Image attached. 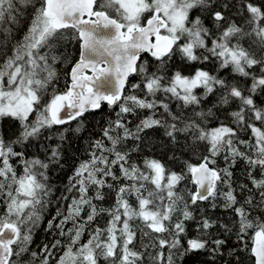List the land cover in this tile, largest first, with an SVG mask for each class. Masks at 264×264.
<instances>
[{"label":"snow or ice","instance_id":"obj_1","mask_svg":"<svg viewBox=\"0 0 264 264\" xmlns=\"http://www.w3.org/2000/svg\"><path fill=\"white\" fill-rule=\"evenodd\" d=\"M64 42L77 44L74 61L55 54ZM0 56V122L18 124L11 138L0 130V264H217L227 244L214 238L217 226L235 236L224 264H264V3L0 0ZM61 62L70 65L63 90ZM105 105L115 119L55 196L48 171L63 167L61 146L47 162L16 149L73 121L58 138L79 136L86 114ZM141 111L148 114L130 128L128 117ZM152 129L174 145L183 139L198 163L173 171L154 158L133 161L140 147L127 141ZM240 164L242 182L234 179ZM109 194L110 206L97 203ZM218 199L231 224L196 216ZM53 205L45 228L53 239L33 250ZM103 216L105 226L92 227Z\"/></svg>","mask_w":264,"mask_h":264},{"label":"trees","instance_id":"obj_2","mask_svg":"<svg viewBox=\"0 0 264 264\" xmlns=\"http://www.w3.org/2000/svg\"><path fill=\"white\" fill-rule=\"evenodd\" d=\"M254 3L260 4L264 3V0H253ZM27 20L24 21L23 27L19 29L16 33V39H19L23 32L26 30ZM10 54V52H9ZM56 55H69V58L73 61L78 57V46L75 42H64L63 46L58 47L55 50ZM3 61V57L0 56V62ZM176 63H179L178 58L176 59ZM59 74V82L57 84V88L59 90H63L65 87V76L64 73L69 70L65 68L63 63H57L54 65ZM131 82H138L139 78L136 76H132L130 78ZM173 108L175 109V104H173ZM118 110V109H117ZM178 111V109H176ZM148 113L139 112L138 115L129 116L128 120L130 121L129 127L135 128V125L139 123L140 119L143 118L144 115ZM111 117L115 119V111H110L105 105L103 109V113H88L86 114L85 120V129L77 136L74 132H69L66 134V139L64 141H60L58 136L59 132L63 131L64 128H75L76 122L73 121L71 125H63L58 126L57 128H53L50 131H46L42 134L39 140L32 141L31 144L26 148L18 147L17 151H24L27 158L38 157L41 160H45L47 162V158L50 155V150L52 147H56L58 144L61 146L60 150L62 152V165L61 168L58 165H50L48 175L50 177V182L55 187V196H59L63 191L65 186L68 183L69 177L72 175L76 166L83 160L88 159V148L91 140L99 139L101 136L102 127L104 126L105 120ZM18 124L15 121L5 120L0 122V130H2L5 134L6 138H11L17 132ZM51 135V139H47V137ZM139 145L140 150L138 152L132 153V160L137 163H142L144 158H154L161 161L166 168L171 169L173 171H179L182 167V162L186 159H190L192 163H198V161L192 157L187 149L183 148L184 141L181 139L179 144H172L168 137L164 135L163 129H152L147 133L142 134V139L139 141H127L126 147L132 148L135 145ZM177 157L176 160H171L170 157ZM15 163V162H14ZM223 163L222 161L220 162ZM244 165L240 164L234 169V179L238 182L244 181ZM22 166L17 164V171L20 172ZM114 202L113 195L109 194L103 202L102 206L108 207ZM135 203L134 199L132 201ZM66 205L68 202H62ZM217 207L213 209L211 204L208 201L202 202L199 206L201 211H196V216L199 217L201 214L206 215L211 220L217 222V225L220 223L231 224V221L234 219L233 214L230 211H225L223 208L222 200H217ZM55 212V205L50 207L48 211L44 215V220L41 223L40 227L37 228L34 232L33 236V244L32 249L38 250V246L43 243H48L53 239V236L45 231L47 226V221L51 218V216ZM107 216L98 217L97 221L92 225V227L100 226L104 227L107 222ZM194 226L195 222L188 223V235H194ZM211 232L214 234V238H220L227 240V244L225 245L224 257L222 260H218L217 264H224L225 260L229 259L228 251L234 247L235 244V236L225 234L223 229L218 226L211 229ZM87 239V236H85ZM147 238H145L146 240ZM139 232L137 233V241L135 243V247L139 249ZM243 260V254H241ZM176 264H181L179 260H177ZM187 264V262H185ZM211 264V261H209Z\"/></svg>","mask_w":264,"mask_h":264},{"label":"water","instance_id":"obj_3","mask_svg":"<svg viewBox=\"0 0 264 264\" xmlns=\"http://www.w3.org/2000/svg\"><path fill=\"white\" fill-rule=\"evenodd\" d=\"M130 78H131V77H130ZM130 78H129V79H130Z\"/></svg>","mask_w":264,"mask_h":264}]
</instances>
